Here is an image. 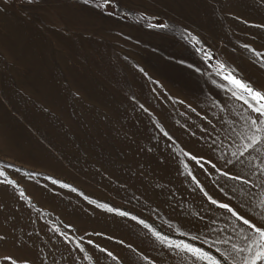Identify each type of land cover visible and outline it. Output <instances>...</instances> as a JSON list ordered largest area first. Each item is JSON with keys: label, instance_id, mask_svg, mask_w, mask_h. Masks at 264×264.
<instances>
[{"label": "rangeland", "instance_id": "374dc122", "mask_svg": "<svg viewBox=\"0 0 264 264\" xmlns=\"http://www.w3.org/2000/svg\"><path fill=\"white\" fill-rule=\"evenodd\" d=\"M101 2L0 0V264H191L153 232L223 259L241 225L209 196L264 226V156L232 155L251 113L219 70L264 90V0Z\"/></svg>", "mask_w": 264, "mask_h": 264}, {"label": "snow or ice", "instance_id": "6c2138e0", "mask_svg": "<svg viewBox=\"0 0 264 264\" xmlns=\"http://www.w3.org/2000/svg\"><path fill=\"white\" fill-rule=\"evenodd\" d=\"M29 3H32L33 0H28ZM85 4L93 3L94 0H83ZM109 3V0H102V2L98 5L102 7L103 4ZM148 27H159L165 28L167 25L164 24H149ZM192 40H196V37H191ZM198 42V41H197ZM245 47H248L245 45ZM250 51H253L249 49ZM258 56L261 54H257ZM219 70L223 73L222 78L228 81V84L231 88V95L236 99L242 101L244 105L247 106V110L251 115L246 117V132L243 133V143L238 146V155L237 152H233L232 155L236 157V159L244 164L243 160H240L241 157H244L246 153L250 154L252 152L260 153L264 156V90H260L255 88L254 85L249 81L243 80L242 77L236 73L235 69H226L224 64L219 65ZM167 135V133H165ZM183 155L185 157H189L191 160L197 161L199 163L200 159L195 156H191V154L184 152ZM259 158V157H257ZM249 162L253 159L251 155L248 157ZM227 164H233L232 160H227ZM255 167V165H251ZM8 167V166H6ZM260 175H264V159H261L260 163ZM184 168L186 170V174L189 177L193 178L195 182V177L193 173L188 170V165L185 164ZM224 176H228L230 179L240 181L241 183L247 185L250 183L248 179H245L241 175H231L228 172L221 173ZM0 177H5V172L0 170ZM0 183H5L11 187H16L14 181L9 179H4L0 181ZM56 183V181H53ZM264 186V182L261 185H253V187H262ZM63 187H67V185H63ZM197 187H200L197 184ZM203 191V188H201ZM18 195L20 197H25V193L23 191H19ZM207 195V193H205ZM248 200L245 201V206L251 203L253 199H255L258 195L255 191H249L247 194ZM211 204L225 210L227 213H230L236 222H239L241 225L238 234H242L241 239L243 244L238 246L236 243L231 241V237L224 240L213 241L209 247L213 248V250L219 254L223 259L218 258V256L213 255L212 252L205 251L203 248L197 247L194 244L187 243L185 241H181L176 243L174 241H170L167 237H162L158 232H153V236L157 239L160 244H163L170 250H173L175 254L180 255L184 254V256L191 261V264H227L228 261H231L232 264H264V226H259L254 223L250 218L241 215L236 209H234L228 203H220L215 199H212L210 196L208 197ZM102 208H106L108 212H115L116 214L122 217H128L129 213L119 211L106 205H100ZM255 209H259V214L264 216V198H261L257 205L253 206ZM133 220H136V217H131ZM145 228L149 226L143 221H138ZM149 231H152L149 229ZM2 238V237H0ZM193 239H200L199 236H194ZM88 244H93V241L88 240ZM217 244L229 245L231 247H225L221 249L217 247ZM77 247L80 251H85L83 247L77 244ZM98 247V246H97ZM101 252H105L106 250L103 248L99 249ZM108 256H112L111 252L107 253ZM90 257L85 254V259H89ZM2 259L9 261L10 264H18V262L12 257L5 256ZM115 259V257H113ZM145 259H147L145 257ZM26 264V262H25Z\"/></svg>", "mask_w": 264, "mask_h": 264}, {"label": "trees", "instance_id": "16d2710c", "mask_svg": "<svg viewBox=\"0 0 264 264\" xmlns=\"http://www.w3.org/2000/svg\"><path fill=\"white\" fill-rule=\"evenodd\" d=\"M207 61H208V63L213 64L212 60L208 59Z\"/></svg>", "mask_w": 264, "mask_h": 264}]
</instances>
